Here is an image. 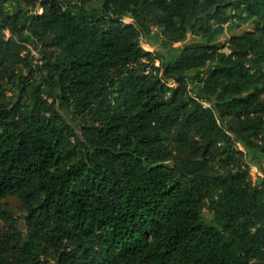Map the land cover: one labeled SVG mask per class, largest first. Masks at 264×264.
Segmentation results:
<instances>
[{
	"label": "trees",
	"instance_id": "1",
	"mask_svg": "<svg viewBox=\"0 0 264 264\" xmlns=\"http://www.w3.org/2000/svg\"><path fill=\"white\" fill-rule=\"evenodd\" d=\"M0 264H264V0H0Z\"/></svg>",
	"mask_w": 264,
	"mask_h": 264
},
{
	"label": "rangeland",
	"instance_id": "2",
	"mask_svg": "<svg viewBox=\"0 0 264 264\" xmlns=\"http://www.w3.org/2000/svg\"><path fill=\"white\" fill-rule=\"evenodd\" d=\"M124 20L126 22H130V19L129 18H124ZM254 29V26L252 24L251 21L247 22V23H244V24H241L240 27L238 28H235L233 29L232 31H228L226 32L225 34H223L220 38H219V42L220 43H223L224 41H227L228 38L232 35H239L241 33H243L244 31H250V30H253ZM142 47L145 49V50H148V51H155V50H158L157 49V46L155 44H151L149 40L147 41H142ZM175 45H180V43H176ZM31 47V46H30ZM33 53L37 56V52L35 49H33ZM13 93V88H10L7 92L8 95L12 94ZM262 167L260 166V163L256 162V163H253L251 164L250 166V176H251V179L254 180L257 176L259 175H262ZM7 203H8V207L11 209V211L13 212L14 216L15 217H18L20 214H22L20 211H19V201L17 200V198L15 197H10L7 199ZM204 215L205 216H208V213L205 211L204 212Z\"/></svg>",
	"mask_w": 264,
	"mask_h": 264
},
{
	"label": "built area",
	"instance_id": "3",
	"mask_svg": "<svg viewBox=\"0 0 264 264\" xmlns=\"http://www.w3.org/2000/svg\"><path fill=\"white\" fill-rule=\"evenodd\" d=\"M124 20V19H123ZM125 21V20H124ZM145 61V60H144ZM133 64L130 66L132 67ZM143 74H149V73H157L158 75H161V63L158 58H154L149 64H147L141 71ZM169 85H174V83H169ZM205 106L206 103H203Z\"/></svg>",
	"mask_w": 264,
	"mask_h": 264
}]
</instances>
